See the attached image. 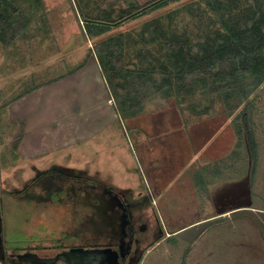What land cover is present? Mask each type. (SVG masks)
Wrapping results in <instances>:
<instances>
[{
    "label": "rangeland",
    "instance_id": "374dc122",
    "mask_svg": "<svg viewBox=\"0 0 264 264\" xmlns=\"http://www.w3.org/2000/svg\"><path fill=\"white\" fill-rule=\"evenodd\" d=\"M131 1L17 0L29 9L32 20L13 44L0 42V259L4 260L3 246L11 250L45 243L52 249L67 241L83 245L103 242L100 212L88 205L98 199L88 193L97 190L87 192L85 185L73 190V184L65 183L61 197L54 195L53 199L11 195L32 183L39 172L59 166L74 169L72 173L80 171L111 188L130 189L138 201L146 198L150 209L147 205L138 208V214L144 216L138 224L147 221L149 213L170 231L196 222L194 227L183 228L171 242L151 250L144 264H182L188 247L186 264H264V83L233 109L221 96L212 98L205 89L184 99L156 94L145 103L148 111L172 108L171 114V110L181 109L189 123L197 124L184 127L189 143L195 149L194 145L212 138L215 142L207 155H218L207 165L180 163L183 160L176 159L180 153L186 158L194 155V149H181L180 126L172 117L170 124L177 139L170 136V142L176 141L165 149V159L154 160L160 182H171V186L158 199L155 174L148 163L154 158L151 154L163 151L155 152L157 143L168 142L162 140L161 128L154 121L163 116L145 111L137 117L123 113L95 46L123 34L126 65H147L148 57L159 54L160 42L152 39L153 32L142 37L146 22L160 19L170 34L185 31L194 42L205 34L209 18L201 0H179L95 38L88 35L84 11H119ZM133 1L144 4L151 0ZM247 103L252 106L249 114L257 143L254 165L247 141L236 127L243 122ZM204 124L217 125L212 137V129L201 130ZM41 150L45 152L39 154ZM36 152L38 155H33ZM207 172L217 176L215 181L231 184L212 192L211 187V195L205 197L212 182ZM187 179L197 188L188 186ZM36 189L42 191L43 185ZM151 197L157 198L155 204ZM227 209L231 210L221 213Z\"/></svg>",
    "mask_w": 264,
    "mask_h": 264
},
{
    "label": "trees",
    "instance_id": "16d2710c",
    "mask_svg": "<svg viewBox=\"0 0 264 264\" xmlns=\"http://www.w3.org/2000/svg\"><path fill=\"white\" fill-rule=\"evenodd\" d=\"M177 1L151 0L141 4L132 0L119 11L99 8L100 13L90 14L82 10L86 31L95 38L127 20ZM201 1L209 21L205 34L194 42L185 31L170 34L160 19L145 23L142 37L153 32L152 39L160 42L159 54L148 57L147 65H126L123 34L96 43L101 69L126 116L141 113L156 94L184 99L199 89L207 90L212 98L221 96L233 109L264 83V0ZM189 7L194 12V5ZM31 20L29 9L18 5L17 0H0V42L4 46L13 44ZM234 100L235 104H231ZM251 108L249 103L244 106L243 122L236 127L247 141L254 165L257 143Z\"/></svg>",
    "mask_w": 264,
    "mask_h": 264
},
{
    "label": "flooded vegetation",
    "instance_id": "af4514ba",
    "mask_svg": "<svg viewBox=\"0 0 264 264\" xmlns=\"http://www.w3.org/2000/svg\"><path fill=\"white\" fill-rule=\"evenodd\" d=\"M72 170L74 169L52 166L44 172H39V176L32 183L22 187L19 193L12 192L11 195L20 198L26 196L31 199L34 197L47 200L53 199L54 195L61 197L65 183L73 184V190H76V186L79 188L81 185L87 187V192L89 189L97 190L96 193H88V196L98 197L97 200L93 199L88 205L93 211L100 212L104 229L103 242L94 245H83L67 241V243L63 245L61 243L58 247L52 249L47 247L45 243H43V246L38 247L11 249L7 252L6 257L9 264H36V259L32 257H19V254L26 253L37 254L41 258H45L46 261L43 264H83L79 257L66 255L67 252L78 249L84 252L93 249L103 250L109 264H144L146 256L151 250L156 249L162 242H171V239L179 234L183 228H187L186 226L170 231L164 225H161L162 221L153 219L154 216L150 213L145 215L148 218V220L145 218L147 221L138 224V220L144 217L142 213L138 214V208L147 205L148 211L150 209V202L146 201V198L143 202L142 200L138 201L130 189L111 188L80 171L72 173ZM69 178L71 181L67 182ZM37 185H43L40 192L47 190L48 193L43 195L44 193L37 191ZM151 202L156 203L155 197H151ZM143 243L146 244L145 248H142ZM189 249L190 247L184 250L182 264H186V259L190 253ZM62 254H65V258L62 257Z\"/></svg>",
    "mask_w": 264,
    "mask_h": 264
},
{
    "label": "crops",
    "instance_id": "0c3cea01",
    "mask_svg": "<svg viewBox=\"0 0 264 264\" xmlns=\"http://www.w3.org/2000/svg\"><path fill=\"white\" fill-rule=\"evenodd\" d=\"M170 98H174L175 99V97H167V99H170ZM170 109H172V108H164V107H159L158 108L157 107V109H151V111H148L147 109L143 108V110L141 111V113H139V114H137V115L134 116V117H137L138 115H141L144 111H145V114H147V112H150V113L152 112L153 114L157 113L158 116H163L162 118L159 117L158 119H156L154 121H155L157 127H160L161 128L162 136H164L162 138V140H164V141L165 140L166 141L168 140V142H163V143L162 142H158L157 143V145L155 146L156 147V149H155L156 151L155 152L157 153L158 150H163V151L160 152L157 155L156 154H151V155H154V158L152 159V161H149V163H148V168L151 169V170H153V175L155 174L154 175V181L156 182V187H155L156 189L155 190L157 191L156 192V195H157L156 197H158V199H159L160 196L165 195L166 194V190L171 186V182H169V183H167V182L161 183L160 182V177L157 175L158 173L156 171L158 169L157 162H154V160H156V159H160V160L165 159L166 153H167L165 151V149H168V148L170 149L171 148L170 145L172 143H175L174 141H176V140H174V141L170 142L171 140H169L171 137L172 138L173 137L176 138V133L172 132L174 128L170 124L171 123L170 121H171V118L172 117L175 119V121H177V127L180 126L178 129H180V131H181V133H180L181 134V137L180 138L178 137V139L180 140V142H182L181 145H180L181 146V149L182 148L183 149L184 148L189 149L191 146L194 149L193 145H191L189 143V141H188L189 139H188V137H186V134L184 133L183 130H184V127L185 126L187 128V126H194V125H197V124H194V123L191 124V123H189L188 122V119L186 120L185 119L186 117L184 118V116H183L184 113L181 111V109H179V108L178 109H175L176 111H174V110L172 111L171 110V114L169 113L170 112L169 111ZM177 116H179V118ZM155 123L153 122V126L154 127L156 126ZM202 129H212V131L210 132V133H212L211 134V137H212V135L217 130V125H215L213 128L210 127V126H208V125H205L204 128H201V130ZM151 132H152L153 135H156L157 138L160 137V135L158 134V132L157 133L154 132V131H151ZM188 135H189V133H188ZM180 142H178V143H180ZM214 142H215V140H213L212 138H209V139L208 138L207 139L205 138L203 140V142H202L201 145H194V146H196L195 149L193 150L194 151V155L186 156V158H185V156L183 155V153H180V155L178 154L179 157H177L176 159L183 160L182 162H180L178 160V162H180V163H184V164L190 163V165L194 164L195 162H197V164H199L200 166L201 165L210 164V163L214 162L216 160V158L218 157V155L217 156H215V155L214 156H208L207 155L208 154L207 152L209 151L208 150L209 146L211 144L213 145ZM152 149L154 150V147H152ZM42 152H45V151L44 150H41V151H39V154L42 153ZM210 152L211 153L212 152L215 153L214 151H210ZM34 154L35 155H38V152L33 153V155ZM220 157H222V156H220ZM225 158H229V157L228 156H224V159ZM228 164H230V163H228ZM155 167H157V168H155ZM209 172H207L206 175L209 178V180H211L212 182H211V184H209V187L207 188L208 192L204 195L205 197L206 196H210L211 195V192L214 191L215 188H219L220 185H225L226 186L227 183L231 184L229 181H227V183L225 184L223 181H220L221 179L219 181H215V179H216L215 177H217V176H214L213 174H211ZM211 175H213L214 177H212ZM227 178H230V176L227 177ZM187 181H188V184H187L188 186H193L195 189L197 188V185H195L194 183L193 184L191 183L192 182V179H190V182H189L188 179H187ZM211 187L213 188V190H211V192H210L209 190L211 189ZM155 201H157V198H155ZM240 207H244V205L243 206H240ZM238 208L239 207H236L234 209H238ZM229 210H231V209L223 210L221 213H226ZM195 223L196 222H192V223H190L188 225H185V226H180V227L178 226V227H176V229H180V228H183V227H186V226H187V228L194 227ZM181 232H184V231H180V233ZM2 244H4V242H2ZM8 251L9 250H6L5 246L2 247V253H3L2 256H3L4 260L0 259L1 264H9L8 261H7V259H6L7 252Z\"/></svg>",
    "mask_w": 264,
    "mask_h": 264
},
{
    "label": "water",
    "instance_id": "95a60500",
    "mask_svg": "<svg viewBox=\"0 0 264 264\" xmlns=\"http://www.w3.org/2000/svg\"><path fill=\"white\" fill-rule=\"evenodd\" d=\"M73 255L77 256L81 259L83 264H109L108 263V258L105 255V252L103 250H89V251H82V250H73L71 252H67L66 255ZM63 255V256H62ZM59 256H62L65 258V254H62ZM19 257H32L33 259H36V264H43L46 259L39 257L37 254L33 253H26V254H19Z\"/></svg>",
    "mask_w": 264,
    "mask_h": 264
}]
</instances>
